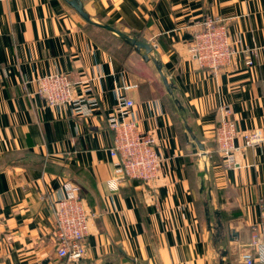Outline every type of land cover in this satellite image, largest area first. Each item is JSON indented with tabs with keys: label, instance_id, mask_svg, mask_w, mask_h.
Masks as SVG:
<instances>
[{
	"label": "crops",
	"instance_id": "1",
	"mask_svg": "<svg viewBox=\"0 0 264 264\" xmlns=\"http://www.w3.org/2000/svg\"><path fill=\"white\" fill-rule=\"evenodd\" d=\"M206 18L223 21L237 51L216 75L188 48ZM131 34L151 52L118 55ZM56 73L78 104L29 95L33 79ZM118 94L134 101L163 171L111 191L106 118ZM222 106L239 130L264 137V0H0V264H73L53 237L66 181L96 214L77 264H244L252 227L264 223V142L225 169L214 140Z\"/></svg>",
	"mask_w": 264,
	"mask_h": 264
},
{
	"label": "built area",
	"instance_id": "2",
	"mask_svg": "<svg viewBox=\"0 0 264 264\" xmlns=\"http://www.w3.org/2000/svg\"><path fill=\"white\" fill-rule=\"evenodd\" d=\"M234 44L229 29L222 20L206 18L200 24V30L188 42V48L192 59L201 69L216 75L232 64L237 54ZM244 53L245 64L253 66L254 52ZM30 83L33 90L29 95L44 99L49 106L79 103L74 97L73 82L67 75L51 74L35 78ZM134 107V101L118 94L117 104L106 118L112 133L109 152L116 166V176L109 181L111 191H118L121 182L136 180L151 183L162 175L163 159L157 152L156 139L141 129ZM238 138L241 139L240 144L236 143ZM214 140L216 151L223 160V167L234 169L238 166V152L260 146L264 137L259 131L239 130L230 107L222 106ZM62 191L55 200L53 237L58 258L77 264L85 257L84 241L89 234L91 219L96 214L89 212L78 186L66 181L62 185ZM253 251L264 253V223L252 227L249 249L241 255L244 264L256 263Z\"/></svg>",
	"mask_w": 264,
	"mask_h": 264
},
{
	"label": "water",
	"instance_id": "3",
	"mask_svg": "<svg viewBox=\"0 0 264 264\" xmlns=\"http://www.w3.org/2000/svg\"><path fill=\"white\" fill-rule=\"evenodd\" d=\"M69 2V4L79 13V15L84 19V20H86V21H88V22H91V23H94V22H92L91 20H90V18L88 17V15L84 12V10H83V8H82V5L79 3V2H77V1H68ZM95 25H97V26H101V25H99V24H97V23H94ZM133 43V45H136L137 47H141V48H144L145 50H146V52L147 53H150L151 52V47L149 46V45H147V44H143V43H139V42H137V41H133L132 42ZM145 59L147 60L148 58H147V56H145ZM163 80H164V83L167 85V88L168 89H170L169 88V85L167 84V81H166V79L163 77Z\"/></svg>",
	"mask_w": 264,
	"mask_h": 264
},
{
	"label": "trees",
	"instance_id": "4",
	"mask_svg": "<svg viewBox=\"0 0 264 264\" xmlns=\"http://www.w3.org/2000/svg\"><path fill=\"white\" fill-rule=\"evenodd\" d=\"M88 23H89L90 26L100 27V26L95 25L94 23H91V22H88ZM102 28L109 29L110 27L108 25H105V26H102ZM123 44H124V52L119 51V52H117L118 55H120V56L121 55H124L125 56V55L131 53V51L134 50V47H133L132 43L123 40ZM132 181H135L136 182V180H132Z\"/></svg>",
	"mask_w": 264,
	"mask_h": 264
},
{
	"label": "rangeland",
	"instance_id": "5",
	"mask_svg": "<svg viewBox=\"0 0 264 264\" xmlns=\"http://www.w3.org/2000/svg\"><path fill=\"white\" fill-rule=\"evenodd\" d=\"M215 19H217V18H215ZM110 29L113 31V32H115L117 35H119V37L121 36L122 37V35H121V32H118L117 30H115L113 27H111L110 26ZM199 30H200V27H199ZM121 37H120V39H121ZM137 37L135 36V35H129V39H131V41H135V40H137L136 39ZM102 39V38H101ZM122 39H124V38H122ZM121 39V40H122ZM102 41H103V43L105 42L108 46H110V47H117L114 43L112 44V43H110L109 41H105L104 39H102ZM133 45V44H132Z\"/></svg>",
	"mask_w": 264,
	"mask_h": 264
}]
</instances>
